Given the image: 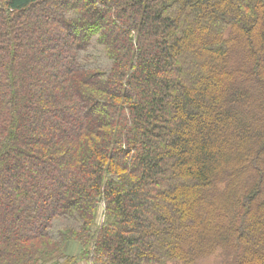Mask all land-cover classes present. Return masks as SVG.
<instances>
[{"label": "trees", "instance_id": "1", "mask_svg": "<svg viewBox=\"0 0 264 264\" xmlns=\"http://www.w3.org/2000/svg\"><path fill=\"white\" fill-rule=\"evenodd\" d=\"M264 264V0H0V264Z\"/></svg>", "mask_w": 264, "mask_h": 264}, {"label": "rangeland", "instance_id": "2", "mask_svg": "<svg viewBox=\"0 0 264 264\" xmlns=\"http://www.w3.org/2000/svg\"><path fill=\"white\" fill-rule=\"evenodd\" d=\"M197 264H223L218 256H208L207 258L201 259Z\"/></svg>", "mask_w": 264, "mask_h": 264}, {"label": "crops", "instance_id": "3", "mask_svg": "<svg viewBox=\"0 0 264 264\" xmlns=\"http://www.w3.org/2000/svg\"><path fill=\"white\" fill-rule=\"evenodd\" d=\"M83 264H87V263H83Z\"/></svg>", "mask_w": 264, "mask_h": 264}]
</instances>
